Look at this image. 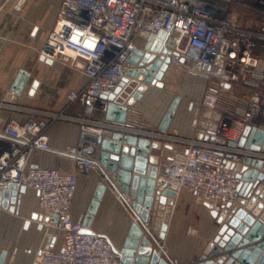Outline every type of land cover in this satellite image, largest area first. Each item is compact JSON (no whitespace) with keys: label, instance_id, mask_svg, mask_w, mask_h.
<instances>
[{"label":"built area","instance_id":"obj_1","mask_svg":"<svg viewBox=\"0 0 264 264\" xmlns=\"http://www.w3.org/2000/svg\"><path fill=\"white\" fill-rule=\"evenodd\" d=\"M159 33L167 34L163 47L177 53L171 55L172 63L209 79L203 106L220 114L214 135L225 140L222 145L136 130L105 118L109 100L104 95L127 77L128 59L134 52L145 49L150 37ZM141 40L147 41L143 48ZM41 55L81 70L88 81L68 96L67 107L81 106L82 115L39 111L51 121H10L0 132V189L11 185L32 189L38 194L39 209L58 215L57 222L49 223L61 233L62 247H54L56 235L49 233L48 244L37 255L39 264H122L120 250L107 236L83 232L85 227L73 217L79 174L98 168L86 149L107 131H132L184 144L183 151L171 157L159 185L176 193L187 189L216 212L238 201L241 180L227 167V153L264 158V152L228 145L238 144L247 127L264 128V0H62ZM232 82L255 83L261 91L256 90L234 110H220L222 91ZM257 116L263 118L262 123L256 121ZM58 119L81 124L79 143L66 150L78 170L64 173L59 168H26L32 151L50 148L48 129ZM126 201L132 204L133 199Z\"/></svg>","mask_w":264,"mask_h":264},{"label":"crops","instance_id":"obj_2","mask_svg":"<svg viewBox=\"0 0 264 264\" xmlns=\"http://www.w3.org/2000/svg\"><path fill=\"white\" fill-rule=\"evenodd\" d=\"M61 2L62 0H0V132L10 121L23 123L35 118L49 123L51 118L39 115V111L65 112L72 116L83 113L79 105L67 107L68 96L70 92L82 89L88 77L68 64L59 61L49 63L41 55L56 22ZM146 42L141 40L140 48ZM130 67L128 64V68ZM21 72L28 73V80L21 94L17 95L13 86ZM161 81L164 82L163 87L150 85L134 106L129 108L128 122L133 129L158 132L164 115L173 101L178 99L167 134L174 138L197 139L199 133L206 131L201 129V123L209 79L203 74L189 71L181 64L171 62ZM35 83L37 85L33 89ZM135 86L136 82L124 94L126 101L134 92ZM246 87L261 91L256 85L245 82L229 83L222 91L219 109L234 110L243 105L244 99L238 98L236 91ZM262 120V117H256L259 123ZM207 123L211 124L212 118ZM48 133L50 148L32 151L26 168L39 166L59 168L64 173L76 172L78 164L66 150L79 143L81 124L69 119L54 120ZM151 139L160 140L163 146L171 147L150 149L151 153L160 156L158 178L161 179L166 173L169 159L181 153L184 144L175 139ZM207 141L222 145L217 141ZM87 154L94 158L93 153ZM100 177L98 168L78 176L73 217L82 224ZM34 214L37 216L34 217ZM47 215L48 212L39 209L37 192L29 188L25 193L19 194L14 212L0 210V253L4 250L8 252L6 264L37 263L39 251L49 242V233L56 235L52 241L54 247H62V235L55 225L43 222L42 218ZM133 220L129 203L110 187L100 201L91 229L107 236L113 246L120 250ZM216 222L209 205L201 202L189 190L182 189L176 194L166 236L161 241L166 253L163 257L171 264H196L208 243L215 237Z\"/></svg>","mask_w":264,"mask_h":264},{"label":"water","instance_id":"obj_3","mask_svg":"<svg viewBox=\"0 0 264 264\" xmlns=\"http://www.w3.org/2000/svg\"><path fill=\"white\" fill-rule=\"evenodd\" d=\"M166 39V33L151 36L145 49L136 50L128 59L131 67L126 71L127 77L114 91L104 95L109 100L105 115L108 121L132 127L128 122L129 108L150 85L164 86L161 80L171 63V55H177L172 49L163 47ZM173 44L168 42L169 46ZM42 59L52 62L44 56ZM27 80L28 73L21 72L13 86L17 95L21 94ZM135 82V90L126 101L124 94ZM177 103L178 99H175L164 115L160 132L167 133ZM219 117V113L205 109L201 129L208 133H199V139L225 143L224 139L214 135ZM210 118L211 124L207 123ZM0 137H3L1 133ZM228 145L240 150L264 152V128L247 127L238 144L229 142ZM162 147L171 149L163 146L160 140L139 136L132 131L111 130L86 149L94 154L101 177L83 222V232L93 231V218L110 187L125 200L128 197L133 199L129 207L134 220L120 249L122 264H171L163 257L166 253L161 241L165 239L177 193L160 187V156L150 152V149L160 150ZM226 163L241 180L237 186L238 201L227 204L222 212L213 211L209 205L217 221V230L196 264H264V158L237 152L227 154ZM26 190L27 187L17 185L0 189V210L14 212L19 194ZM42 219L45 223L57 222L58 215H47ZM7 253L6 250L0 253V264H6Z\"/></svg>","mask_w":264,"mask_h":264},{"label":"rangeland","instance_id":"obj_4","mask_svg":"<svg viewBox=\"0 0 264 264\" xmlns=\"http://www.w3.org/2000/svg\"><path fill=\"white\" fill-rule=\"evenodd\" d=\"M255 92L254 88L251 87H246V89L243 88H239L238 91H236V96H238V98H242L244 100H242V103L245 104L244 102L247 101L248 98H250Z\"/></svg>","mask_w":264,"mask_h":264},{"label":"clouds","instance_id":"obj_5","mask_svg":"<svg viewBox=\"0 0 264 264\" xmlns=\"http://www.w3.org/2000/svg\"><path fill=\"white\" fill-rule=\"evenodd\" d=\"M73 39H75V37H73ZM92 46H93V44H90V45H89V47H92Z\"/></svg>","mask_w":264,"mask_h":264}]
</instances>
